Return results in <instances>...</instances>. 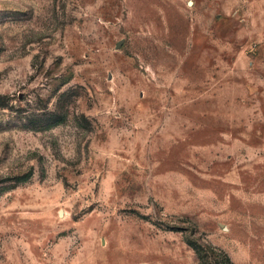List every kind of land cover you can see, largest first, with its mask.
Returning a JSON list of instances; mask_svg holds the SVG:
<instances>
[{"label":"rangeland","instance_id":"rangeland-1","mask_svg":"<svg viewBox=\"0 0 264 264\" xmlns=\"http://www.w3.org/2000/svg\"><path fill=\"white\" fill-rule=\"evenodd\" d=\"M224 255L264 264V0H0V264Z\"/></svg>","mask_w":264,"mask_h":264},{"label":"trees","instance_id":"trees-1","mask_svg":"<svg viewBox=\"0 0 264 264\" xmlns=\"http://www.w3.org/2000/svg\"><path fill=\"white\" fill-rule=\"evenodd\" d=\"M210 251H212V250H210ZM220 258H221V262H222V264H232L230 258L227 257L226 255H224L223 257L220 256Z\"/></svg>","mask_w":264,"mask_h":264}]
</instances>
